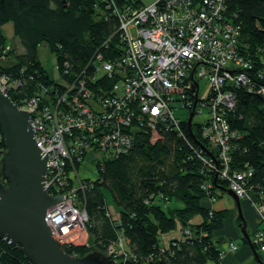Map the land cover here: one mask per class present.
Instances as JSON below:
<instances>
[{"label":"trees","instance_id":"16d2710c","mask_svg":"<svg viewBox=\"0 0 264 264\" xmlns=\"http://www.w3.org/2000/svg\"><path fill=\"white\" fill-rule=\"evenodd\" d=\"M127 5L147 4L142 0H0V78L6 79L10 100L21 107L36 99L39 109L57 106L68 111L76 91L66 85L78 87L83 82L95 92L107 85L111 79L99 65L115 62L124 52L114 10ZM226 13L240 26V53L253 62L254 71L264 70V0H227ZM7 24L12 25L11 39L3 32ZM13 41L21 51L16 52ZM42 44L56 58L57 79L50 77L39 59ZM59 79L63 84L56 82ZM252 79L254 89L264 88V80ZM234 93V106L225 114L228 127L236 132L229 171L251 169L245 186L264 190V101L261 94L242 87L234 88ZM62 96L68 106L59 103ZM174 113L181 120L182 135L161 123L153 134L132 120L125 129L132 136L131 145L96 161V178L86 179L88 186L77 197L87 214V245L65 246L66 253L83 256L97 250L105 254L116 251L121 239L127 255L117 252L116 264H221L212 237L222 228L225 216L208 201L212 205L227 194L228 182L200 161L198 155L216 153L201 137L199 125L191 122L188 131L181 112ZM4 151L0 131V158ZM79 165L76 162V170ZM204 182L211 185L210 191L202 188ZM174 230L179 238L163 244L161 236ZM257 255L263 264L262 254ZM0 262L29 263L17 246L3 239Z\"/></svg>","mask_w":264,"mask_h":264},{"label":"built area","instance_id":"2783aa9c","mask_svg":"<svg viewBox=\"0 0 264 264\" xmlns=\"http://www.w3.org/2000/svg\"><path fill=\"white\" fill-rule=\"evenodd\" d=\"M226 1L155 0L140 8L127 5L114 10L124 52L115 62L98 59L99 68L111 79L107 85L98 92L85 88L83 82L78 87L66 85L76 91L68 111L57 106L39 109L36 99L21 107L14 103L29 113L37 146L48 151L46 193L63 196L45 214L51 237L63 252L65 246L87 245V214L77 197L88 184L78 177L76 162L81 163L89 152L96 154L97 161L109 152L124 151L131 145L132 136L125 129L132 120L153 134L161 123L180 135L181 120L174 113L179 110L187 113L185 122L191 111L193 117H201L194 124L216 153L198 155L202 164L226 179L238 198L251 200L258 226L250 241L264 254V190L245 186L251 169L230 173L236 132L225 120L234 106L236 87L259 93L264 101V88L254 89L252 79L264 80V70L254 71L253 62L240 53V26L226 16ZM200 79L205 80L202 91ZM0 90L6 94L3 77ZM61 102L68 106L64 96ZM202 188L208 192L211 185L204 182ZM229 249L237 246L230 243ZM116 253L113 249L105 253L112 257L110 264H116Z\"/></svg>","mask_w":264,"mask_h":264},{"label":"water","instance_id":"95a60500","mask_svg":"<svg viewBox=\"0 0 264 264\" xmlns=\"http://www.w3.org/2000/svg\"><path fill=\"white\" fill-rule=\"evenodd\" d=\"M192 117L193 111L186 120L188 131ZM0 131L5 144L0 158L3 179L0 182V239L17 246L31 264H110L112 257L97 250L71 256L51 237L45 223L46 210L63 196H51L44 189L48 151L45 153L37 146L29 113L18 108L1 90ZM226 192L240 212L239 198L229 189ZM241 231L254 257L262 264L244 224Z\"/></svg>","mask_w":264,"mask_h":264},{"label":"crops","instance_id":"0c3cea01","mask_svg":"<svg viewBox=\"0 0 264 264\" xmlns=\"http://www.w3.org/2000/svg\"><path fill=\"white\" fill-rule=\"evenodd\" d=\"M4 27L10 29L11 33H9V35L13 33L11 24H7ZM208 202H209L208 203L209 206H211L213 210L223 211L225 216V218L223 219L222 228L213 232V237H212V241L216 245V248L220 251V263L221 264H260L257 261V259L254 257L253 252L241 231V225L244 224L246 234L250 239L253 230L257 226V216L253 207L249 204V202L246 200H239L240 212L238 211L233 198L229 194H223V195L221 194L212 203V205L210 201ZM177 206L181 207L182 205L180 203H177ZM170 240L171 239H168L167 243ZM243 240H245L246 243L243 242ZM230 243H234L235 245H237L238 246L237 249L236 250L229 249ZM262 256L264 258V254H262ZM206 264H216V263L213 261H209Z\"/></svg>","mask_w":264,"mask_h":264},{"label":"rangeland","instance_id":"374dc122","mask_svg":"<svg viewBox=\"0 0 264 264\" xmlns=\"http://www.w3.org/2000/svg\"><path fill=\"white\" fill-rule=\"evenodd\" d=\"M142 1L145 4H149V3H152L155 0H142ZM3 32L5 34H7L6 35L7 39H11L13 37V35H12L13 33L11 35H9V33H11V31H10L9 28H7V27L5 28L4 27L3 28ZM14 42L15 41H13L12 43L15 44L14 47H15L16 52L21 51V48L19 47L18 43L17 42L14 43ZM11 46H12V44H11ZM37 52H38V56H39V59H40L42 65H43V67L48 72V74L50 75V77L51 78H54V79H57L59 77V72H58L57 67H56V58H55V56L50 53L49 49L46 46H44V44H42V45H40L38 47ZM57 82L61 83L60 79ZM204 84H205V80L204 79H200L199 80V86H200V90L201 91L204 88ZM186 115H187L186 112H182L180 114V117H183L184 116V118H185ZM199 119H200V117H197V115H195L193 117V120L192 121L194 123L195 121H198ZM153 141H154V139H153ZM81 160H82L81 161V165L78 166V170H79L78 177L81 178L84 181L86 179H91V180L95 179L96 178V174H97V171H96V154L94 152H89ZM105 199H106V202L108 204V207H109L110 211H112L116 215V210L113 208L112 201H111L110 197L108 195H105ZM239 200H246L253 207V205L250 203L251 202L250 199H248V198H239ZM253 209H254V207H253ZM194 219H196V218H193V220ZM257 226H258V217H257ZM85 236H86L85 239H87L88 234L85 235ZM175 238H179V232L177 230H174L171 233L162 235L161 236V242L163 244H166L168 239H175ZM256 248L257 247H255V250L258 253V251H257L258 248L257 249ZM115 250L117 252H120V254L125 252L126 247H125V244H124V241L123 240L120 239L118 241Z\"/></svg>","mask_w":264,"mask_h":264}]
</instances>
